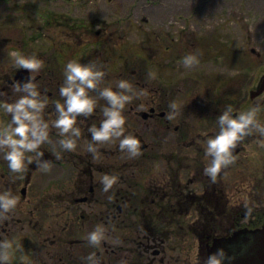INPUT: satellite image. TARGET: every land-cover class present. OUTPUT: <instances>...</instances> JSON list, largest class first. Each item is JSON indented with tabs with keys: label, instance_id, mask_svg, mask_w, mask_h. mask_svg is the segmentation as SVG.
<instances>
[{
	"label": "flooded vegetation",
	"instance_id": "af4514ba",
	"mask_svg": "<svg viewBox=\"0 0 264 264\" xmlns=\"http://www.w3.org/2000/svg\"><path fill=\"white\" fill-rule=\"evenodd\" d=\"M46 22L51 23V19L48 18ZM82 25L80 23L75 28H70L71 32L62 28L61 33L71 39L75 35L72 33L76 28H84ZM96 34V44L101 45V38H98L100 33ZM256 39H258L257 34H250L248 38V40ZM66 43H62L63 50L53 52L57 68L63 66V73L66 64L70 61L65 58L68 56L67 47H69L65 45ZM124 43L123 40L110 42L112 55L122 48L125 50ZM55 45V43L50 44L51 48H55ZM87 46L88 43L83 42L82 47ZM80 48V46L75 47L73 51L74 61L76 58L80 59ZM82 51L87 52V48ZM249 51L248 60L254 63L255 58L260 54L255 48ZM221 57L223 58L224 55ZM50 61L44 56V71L48 72L44 74L46 81L51 78L52 73H56ZM118 67V63L106 66L104 70L106 76L109 77V72L112 71L116 73ZM256 72V65H249L238 77L212 82L204 91L199 85H194L190 89L183 85L177 86L172 79L174 93L185 91L186 95V99L182 100V103L185 102L184 121L180 124L176 122L177 117L166 120L168 110L157 113L158 102L150 100L156 91L152 95L133 99L132 102H137L136 107L131 103L126 105L123 115L126 118L127 135L129 130H132L129 127L132 119L148 122L156 118V115L162 122L163 130H167L169 134V160L164 161L160 157L151 155L150 144L146 143L143 137L144 131L148 129H141V135L137 139L143 143L141 159L147 163L144 167L146 173H143L139 180L134 179V175L130 173L132 168L140 166L139 161L127 158V152L119 149V141L99 145L95 157L86 150L87 144L91 142L89 127L93 125L99 127L104 119L101 103L98 104L92 117L87 119L78 117L77 126L81 129V136L77 140L76 149L62 150L59 140L63 137L58 135V130L51 127V124L57 118L55 103L59 101L63 104L64 101L61 96L56 101H52L53 95L45 87L47 107L43 118L50 125L51 142L43 144L39 151L44 153L43 160L49 161L51 167L58 169L60 176L57 177L56 182L61 186V194L55 202L48 198L45 205L47 208L44 211V208L38 206L31 207L34 203L30 202V204L26 201L28 182L20 191L22 202L26 206L21 207L17 204L13 212L7 214V216L11 215V224L18 230L13 231L0 225V244L5 240L10 242V264H70L77 259L74 256L77 248H81L87 257L95 253V258L99 260V255V264H107L112 260L110 258L112 251L106 249V253L102 254L96 250L97 247L88 243L87 236L96 226H102L107 238L98 247H111L108 241L111 238L113 222L116 225L120 221L126 235L122 239L123 252L125 251L124 264H204L210 256V248H213L217 240L227 239L224 246H234L238 234L261 228L264 225V142H262L264 137L254 133L240 143L233 153L236 157L235 162L228 168L222 169L214 183L204 174L205 167L210 163V158L205 152L206 141L218 134L217 117L228 106L232 107V115L235 118L240 113L259 105L261 111L257 119L264 125V101H257L264 99V84H262L264 73L256 82ZM39 79H33V82L37 83ZM190 81L192 84H204L208 80L200 76L199 79L192 77ZM15 82L14 79L9 80L10 85ZM61 82L63 84L64 77ZM160 82L169 83V81ZM194 87L199 89L195 90ZM136 90L144 89L136 88ZM174 102L176 103L175 100ZM163 138L165 139V136ZM179 152H184V156L177 159L176 153ZM57 153L60 159L56 158ZM28 155L34 156L32 153ZM2 157L0 152V172ZM116 158L123 159L118 161ZM152 160H160V163L168 167L161 170L154 168L155 165L150 164ZM181 160H184L185 164L182 165ZM29 166L31 170L38 168L35 161ZM156 171H159L157 174L159 179H155ZM228 172H234L236 175L233 174L229 187V182L225 180ZM104 175L118 177L117 183L107 192L104 191L101 183ZM245 181L249 184L246 201H241L240 197L244 192L241 185ZM18 184L20 182L13 184V190L4 186L0 194L11 192L16 196ZM134 185L139 191L131 194L129 190ZM115 187L123 191L120 197L113 194ZM247 209H251V213L246 216ZM49 219L52 220L47 224ZM43 224L50 227L44 236L41 234L40 239L33 240L25 231L26 226L35 230L38 225L44 227ZM194 247H199L197 255L193 253ZM3 251L0 250V254ZM142 260L148 262H140Z\"/></svg>",
	"mask_w": 264,
	"mask_h": 264
},
{
	"label": "rangeland",
	"instance_id": "374dc122",
	"mask_svg": "<svg viewBox=\"0 0 264 264\" xmlns=\"http://www.w3.org/2000/svg\"><path fill=\"white\" fill-rule=\"evenodd\" d=\"M38 11H49L51 23L42 21ZM75 21L82 23L84 28H76L72 33H75L74 37L68 39V36L61 33L62 28L71 32L70 28H75L73 25ZM96 33H100L98 38H101V45L96 44ZM250 34H257L258 39L248 40ZM108 40L110 42L123 40L126 45L125 50L121 47L122 49L112 55ZM48 42L55 43L57 50L51 48ZM65 42H67L65 45L69 46H64L68 48V56L65 58L70 61L74 60L75 47L80 46V59L76 58L78 60H75L76 62L95 63L103 71L106 66L113 63L119 64L116 73L111 69L109 77L105 75L101 87H116L120 80H126L134 86V89L143 88L146 95H152L156 91L151 96L153 99L150 97V100L158 102L157 113L165 110L170 112L169 105L175 100L178 111L176 122L180 124L184 121L185 102L182 103V100L186 99V95L185 91L174 93L172 79L177 86L183 85L190 89L194 85H199L204 91L205 87L212 82L238 77L249 65H256V82L264 73V0H0V92L7 93L6 96H0V100L7 102L11 100L13 103L22 95L9 83V79L17 68L16 49H20L25 57L34 55L36 58L41 57L40 60L44 61L46 56L51 60L50 63L56 73H52L49 83L44 79V74H48L44 71V67L32 75H37V79L40 78L35 84L41 96L45 97L44 88L47 87L53 95L52 101L59 99V88L64 77L63 66L57 68L53 52L63 50L62 43ZM83 42L88 43V46L82 47ZM84 48H87V52L82 51ZM251 48H255L260 54L255 58L254 63L248 60ZM137 49L142 51L139 57L135 51ZM188 55L196 56L199 63L194 67L186 68L183 65V58ZM221 55L224 57L222 58ZM200 76L208 81L204 84H192L191 78L199 79ZM163 80L169 83H161L160 81ZM194 89L199 88L194 87ZM90 95L97 98L101 107L106 106L105 100L99 99L97 93L93 92ZM257 101L261 102L264 99H257ZM131 104L134 107L137 106V102H131ZM155 117L148 122H139L137 118L132 119L129 125L132 130H129V134L137 138L141 135L142 128L148 129L149 131H144L143 137L145 142L150 144L151 155L168 161L169 134L167 130H163L162 122L157 119L158 115ZM10 120L11 116L0 109V127L6 126ZM125 135H127L126 132ZM52 144L54 147V141ZM176 155L177 159L183 158L184 152L176 153ZM123 158H116V160L120 161ZM127 158H130L129 155ZM130 159H136L140 163V166L130 171L131 175H134L133 178L139 180L140 176L146 173L144 167L147 162L142 161L141 156ZM2 163L0 191L4 186L13 190V184L20 182L16 197L19 198L18 204L21 207L26 205L22 202L20 191L27 182L29 190L26 192V201L34 203L31 207L38 206L45 211L48 198L54 202L59 199L61 186L56 181L60 173L56 167H51L49 171L39 167L31 170L29 164L26 172L13 173L3 157ZM180 163L183 165L185 161L181 160ZM150 164L160 170L168 167L160 163V160H152ZM158 173L159 171L154 173L155 179H159ZM233 174L234 172H228L225 175L227 176L225 180L229 182L228 187L233 180ZM5 181L8 182L5 183ZM248 185L246 181L241 185V189H244L240 197L241 201H246ZM51 187L53 189H50ZM114 191L116 192L113 194L118 197L123 194V191L117 187ZM129 191L131 194L137 193L139 188L134 185ZM10 216L5 220L0 218V225L17 231L18 229L11 224ZM51 220L49 219L47 224ZM47 224H43L44 227L38 225L35 230L26 226L25 231L33 240L40 239L41 234L44 236L50 227ZM125 237L122 221L116 225L113 222L111 238L108 241L111 247L107 248L115 253L110 255L112 263L107 264H123L125 251L123 252L122 239ZM192 249L197 255L199 247ZM74 256L77 259L70 264H87V256L81 248H77Z\"/></svg>",
	"mask_w": 264,
	"mask_h": 264
},
{
	"label": "clouds",
	"instance_id": "9594fccd",
	"mask_svg": "<svg viewBox=\"0 0 264 264\" xmlns=\"http://www.w3.org/2000/svg\"><path fill=\"white\" fill-rule=\"evenodd\" d=\"M15 65L18 69H23L28 73L39 72L44 67V61L32 57H25L15 54ZM199 63L194 55L183 58V65L186 68L194 67ZM64 82L59 88V94L63 98V104L59 101L55 103L57 118L52 122L51 127L58 130V135L63 137L59 140L62 150L74 151L77 147V140L81 136V129L77 126L78 117L85 119L92 117L98 106L97 98L90 93H97L99 99L106 101V106L102 108L104 119L100 126L89 127L91 142L86 146V150L94 157L98 154V146L101 144L119 141V149L127 152L130 158H138L142 155L141 143L133 135H125L126 118L123 115L126 105L133 99L146 95L145 90H136L134 86L126 80H120L116 84L117 91L111 87H101L106 73L97 67L95 63L82 64L76 61H69L64 70ZM33 77L28 76L27 82L19 81L12 85V88L22 95L13 103L0 100V109L11 116L10 122L0 127V152H3V159L7 161L9 170L13 173H24L27 165L34 161L37 167L45 171L51 168L50 162L42 159L44 153L39 151L45 143H50V125L43 118V113L47 107V97L41 96L38 86L33 82ZM7 93L0 92V96ZM170 112L166 119L172 120L178 115L177 104L169 105ZM232 107L227 109L217 117L219 132L214 137L206 141V156L210 158V163L204 169V174L214 183L222 169L228 168L235 162L233 155L237 146L247 137L258 133L264 137V125L257 119L261 111L259 105L252 107L247 112H242L233 118ZM264 142V141H262ZM32 153L33 155H26ZM60 159L59 153L56 156ZM118 177L104 175L101 179L105 192L109 191L117 183ZM19 202V198L13 196L11 192L0 194V216L2 220L8 218L7 214L12 212ZM247 207V206H246ZM251 209H247L245 215H249ZM105 236V229L96 226L95 230L87 236L88 243L93 247H98ZM3 253L0 260L5 264H10V242L4 241L0 244ZM88 264H99V260L92 253L87 258ZM226 253L223 249H218L216 253L210 255L204 264H224Z\"/></svg>",
	"mask_w": 264,
	"mask_h": 264
},
{
	"label": "water",
	"instance_id": "95a60500",
	"mask_svg": "<svg viewBox=\"0 0 264 264\" xmlns=\"http://www.w3.org/2000/svg\"><path fill=\"white\" fill-rule=\"evenodd\" d=\"M28 76L27 71L19 70L16 73V80L24 83L27 82ZM262 84H264V77ZM226 240H217L213 248L209 250L210 255L216 253L218 249H223L226 257L231 258L230 260L225 259L224 264H264V225L252 232L238 234L234 246L225 247ZM0 264H5V262L0 260Z\"/></svg>",
	"mask_w": 264,
	"mask_h": 264
},
{
	"label": "trees",
	"instance_id": "16d2710c",
	"mask_svg": "<svg viewBox=\"0 0 264 264\" xmlns=\"http://www.w3.org/2000/svg\"><path fill=\"white\" fill-rule=\"evenodd\" d=\"M46 14L49 15V11H45V12L43 11V12H41L40 13V17H42V19L44 20V16H46ZM74 24H75V26H78L79 25L78 23H75V22H74ZM114 192H116V191H114ZM112 253H115V252H112ZM98 258L100 260L99 255H98ZM132 264H137V263H132Z\"/></svg>",
	"mask_w": 264,
	"mask_h": 264
}]
</instances>
